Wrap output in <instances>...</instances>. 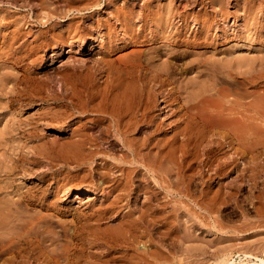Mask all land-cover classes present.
I'll return each mask as SVG.
<instances>
[{"label":"bare ground","instance_id":"bare-ground-1","mask_svg":"<svg viewBox=\"0 0 264 264\" xmlns=\"http://www.w3.org/2000/svg\"><path fill=\"white\" fill-rule=\"evenodd\" d=\"M113 1H115V0H108V1H105V3H104L105 5L110 6V7L113 6L112 7L113 11L111 12V15H110L111 17L107 16L109 18H107L105 20L103 19L104 21L97 20V22L94 21V23H92V24L90 23V28H88L86 30V31H90L91 28L97 29L100 27H104V29L107 28V33L106 34L104 33L105 36H104V40L102 42L103 43V47H102L103 51H101V52L105 51L104 52L105 54L103 56L101 55L102 58H100V60H98L96 62V64H97L96 69L94 68L95 72H96V70L98 71V74L102 73V74H100V77H102L103 73H104L105 79H103L104 77L101 78L102 80H104L102 83L103 85H99V86L95 85L96 88L95 87L92 88L93 91L91 89H90L91 91L89 89H88L89 91L86 90V87L84 85V87H85L84 89L86 92L82 89L80 91L81 92L84 91L85 95L84 94L82 95V93L81 94L80 93H75V94L73 93V98H74V95L76 97H75V99H71L72 98L71 97L70 100H72V102L70 101V103H73V100H75V103H73V105L72 104L71 105L73 106V109L76 110V112L80 114L81 120L79 119V121H78L79 123L75 127L71 125L72 122L70 123L69 126H67L69 123L67 125L65 124L67 128L64 127V129L63 128L60 129V132L62 133V132L68 131V132H71V133H69L71 135V137L72 136L78 137V139L74 143H72L73 144L72 146L69 143L70 146L72 147V149H71L72 153L69 154L68 156H67V154H64L65 157L66 156L67 157L65 159L62 157V159L66 160L68 162H71V163H75L76 165L74 168H77L79 165H83V166L85 164L89 165L90 163L96 162L97 159L100 160L101 161L100 167L94 168V170L96 169L95 171L97 174H99V178L101 180V182H100V180L97 181V184H100V185L103 184L106 187V189L103 188L104 191L106 190L105 193L103 192L104 193L103 198H104V203L107 202V204H106L105 208L103 205L102 206H103L104 210H106V211L113 212L115 210V208H122V212H124V209L126 211V209L128 208V206L130 204L129 201H130L131 194L136 192V191L137 192L142 191V193L143 192L149 193V192H153V191L158 192V190H163L164 192L162 191L161 193L166 192L168 194V196L172 195V194L177 195L178 192H181L180 191L181 189H179L181 186L178 187V185H179V183H181V185H182L187 179L192 177V175H193L192 173H195V172H191L192 167L194 166L193 162H195L193 160H195V158L197 157L196 154L200 150V149L198 150V148L200 146H202L203 144H205V142H206V144H207V142L211 144V142H213L217 138L216 143H217V147H219V148H221L223 146L226 148L227 147L229 148V147H232L234 145H237L235 147V154H236V156L240 155V157H241V154H240L242 152L241 147H240L241 140H240V137L236 134L237 132L233 131V133H232V132H228L227 130H225V131H223V130L225 128H231L234 130V128L232 126L240 129L244 125V123H243L244 121L252 119V118L245 113V110L243 108L238 107V106L234 107L231 103H229V100H225V99L223 100L222 95H221L222 88L221 89L217 88L219 85H221V86L224 85V86H231L229 88H232L233 90L241 91L242 85H244L245 83H248V80H246V78L243 76V73H244L243 72V65L245 63H244V59L240 55H238V57H233L234 54H231L232 52L231 53L228 52L229 54L232 55V57H230V55H229L230 58H227V57H225V58L220 57L219 58L218 57L219 55L218 56L216 55L217 53H219V52H217L219 49L218 46L220 44H222L221 43L222 39L224 38L227 42V40L229 38L228 36H224L225 34L222 33L223 27L220 24V19H218V18L226 19V18H228L229 14H230V12L228 13V10L226 11V7L224 6L225 2H223V0H208V1L206 0V3L208 2L207 6L209 8L211 7V10L207 11V9L204 10L205 8L202 7V9L198 10L197 13L195 11L196 14L193 13V11H194L193 9H195L194 5L196 3L198 4L199 0H195V1L191 0V1H193V3H191V4H193L192 6L186 0L185 1L187 2L186 3L187 5L183 4V1L181 0L182 5H185V6H183V8L181 7V9H180L179 4L177 5V4L173 3V1H170V0L168 2H165V3L156 2V0H145L142 3H140V5H138L135 2L129 4V2L127 0H125L124 3L119 5V6H115L116 4H113ZM185 1H184V3H185ZM250 1L253 3V5L255 4V2H253L252 0H250ZM62 2H63V4L60 3V5L62 4V7L59 6L58 8H55L56 6H58V5H56L54 8H52L54 5L51 6L50 3H47L44 0H40V1L38 0L37 1V3H38L37 6H39V8L42 9L41 11L43 13L46 11L45 12V14H46L47 11H49L47 13V17L49 15V18H46V19H50L51 16H54L55 19H57V20L58 19L61 20L63 18L65 19V18L69 17L68 19L71 20L70 21L71 23H70V25L68 23V26L65 29H62V30H64V32L58 31L59 33H54L51 29V31L54 33L52 35L50 34L51 36H47L48 32L46 33V32L40 31L41 36L39 35L37 38H35V36H34V40H32V43H29V47L23 49V50L27 49L26 53L23 51L25 54L28 53L27 56H29V54L32 55L33 52L34 53L39 52V51L35 52L39 48L44 49L45 47H48V46L51 47V44H53V43L57 44L58 47L65 45L68 40L70 41V39H73L77 35L81 34L82 31L85 32V30L81 31V28L84 27L81 25V23H83V21L81 22V20H84V19H82V18H84L82 15L85 12L88 13L89 10L91 11V9H94V8H99V9L104 8L101 6V0H62ZM202 2L203 1H201L200 3H202ZM203 3H205V2H203ZM248 3H246V4H248ZM33 7H35V6H33ZM242 7H243L242 8L243 17H246L247 15L251 14L252 8H253L252 6H250V5L244 6L243 5ZM240 9H241V7H240ZM109 10H110V8H109ZM259 11H260V14L258 12L259 16L257 15L258 18L256 20H254V23L251 24V27H249L250 25L248 26L247 23H246L247 27L244 24L245 27H243V32H245L244 31V29H245L246 30L245 34L239 30V32L235 35V37L237 36L236 38L239 40H242V39L244 40L245 37L247 39L249 38V41L250 40H254V41L257 40V50L260 49L258 46L264 40V7L259 8ZM232 13H234V12H232ZM256 13H257V11H256ZM45 14L43 16L44 19L46 16ZM235 14H236V10H235ZM235 14H234V18L238 19L239 15L237 14L238 15L237 16ZM242 15L240 17H242ZM90 16H92V14ZM94 17H93V19H94ZM200 17H201V20L198 19ZM232 18H233V16H232ZM255 18H256V15H255ZM46 19L44 21H46ZM90 19H92V17ZM112 19H114V21L117 22L119 27L115 26ZM246 20H247V17H246ZM13 21H14V19H13ZM16 21L17 20H15V22ZM252 21H253V18H252ZM15 22H12V23H15ZM43 22L40 21V23H43ZM249 22H250V20H249ZM16 23H18V22H16ZM95 23H96V25H95ZM248 24H250V23H248ZM16 25H18V24H15V26ZM83 25H85V24H83ZM56 26H58V24H56ZM4 27H6V26H4ZM21 27L22 26H20V29H21ZM49 28H50V24H49ZM18 29H19V27H18ZM46 29H47V27H46ZM217 29H218V31H217ZM27 30H29V29H27ZM58 30H60V29H58ZM29 31H31V29ZM215 31H217L216 34L214 33ZM91 32H93V30ZM91 32H90V35H91ZM34 33L32 35L36 34V33L35 34ZM65 33H66V35H65ZM219 33H222V36ZM12 34L11 35L16 40L20 37L19 35H21V32L16 31L15 33L12 32ZM38 34H39V32H38ZM86 34H87V36L89 35L88 33H86ZM86 34L85 35L83 34V36H86ZM27 35H31V34H29L27 31ZM7 36H9V35H7ZM23 37H25V36H23ZM79 37H81V35ZM90 37H92V36H90ZM13 38H11V39H13ZM29 38H31V36ZM40 38L42 39L41 42L38 41ZM25 39H26V37H25ZM25 39H23V40H25ZM31 39H33V37ZM82 39L83 40H81V41H83V42H81V44H84L85 40H84V38H82ZM18 42H19V40H18ZM244 42H245V40H244ZM25 43H26V41H25ZM102 43H100V44L102 45ZM20 44H21V42H19V45ZM247 44H249V43H247ZM26 45H28V44H26ZM26 45H24V46H26ZM52 46H54V45H52ZM242 46H244V45H242ZM248 46H250V44ZM252 47H251V49H252ZM129 48L132 49L129 54L123 56V53H122L123 57H121V58H113L112 57V55L114 53L124 51V50L129 49ZM45 49L47 50L48 48H45ZM236 49H238V48H236ZM236 49H235V51H236ZM254 49H256V48L254 47L253 50ZM232 50L234 52V49H231L229 51H232ZM261 51H260V53H261ZM18 52L22 53L21 51H18ZM15 53L17 54V51H15ZM223 53H220V55ZM18 54H17V56H18ZM224 54L222 56H224ZM38 55L41 56L40 53ZM116 55H118V54H116ZM259 56H260V54H259ZM22 57L24 58L25 56H21V58ZM35 57L37 58V56H35ZM43 57L44 56H42V58ZM36 58L35 59L32 58L33 61L36 60ZM26 59H28V57L27 58L25 57V59H23V60H26ZM41 59L40 60L38 59V60L42 61ZM258 59H259V57H258ZM258 59H257V61H258ZM247 61H248V59H247ZM259 61H260L259 65L262 67H260L261 69L259 70V72H257V89L264 88V84L261 85L264 82V71H263L264 70V59L263 60L259 59ZM16 62H18V61H16ZM31 62H32V60H31ZM74 65H75V63H74ZM87 65H88V67L87 66L84 67L85 65L83 66L84 69L85 68H91V67H89V64H87ZM77 66L76 67L74 66L75 67L74 70L76 68H78ZM68 69H70V68H67V70ZM71 70H73V68ZM74 72H76V71H74ZM83 72H85V70ZM90 72L92 73L93 70L92 71L90 70ZM81 74H83V73H81ZM90 74H88V75L85 74L86 76H88V81H90L89 80L91 77V76L89 77ZM93 76H92V78H94ZM2 77H1V79H2ZM82 77L80 79L81 81L85 76L83 78ZM83 80H85V78ZM102 80H101V82H102ZM92 81H94V79L91 80V82ZM79 83L83 84L81 82H79ZM72 84H74V82ZM70 86H69V88L71 89L72 85H70ZM78 86H80V85H78ZM92 86L93 85H91L90 87H92ZM24 87H27V85ZM73 87H74V85H73ZM80 88L78 87V89H80ZM25 90H26V88H25ZM21 92H22V90H21ZM35 92H36V90H35ZM72 92H71V96H72ZM74 92H75V89H74ZM22 93L25 94V92H22ZM37 93H39V90ZM37 93H34V91H33V94L36 95ZM19 94H20V91H19ZM29 94H27V96H29ZM33 94H31V96H29V97H32ZM40 95H42V99H43V94H40ZM67 96L70 97V95H67ZM236 96L242 97V93L237 92ZM21 97H23V96H21ZM21 97H19V99ZM35 97H37V96H35ZM38 97L41 98V96H38ZM15 98H17V97L15 96ZM15 98H13V99H15ZM23 98L25 100L28 97L25 98V96H24ZM44 98L47 100V97H44ZM30 99L28 98V100H30ZM66 100H69V99L66 98ZM56 101H57V99H56ZM7 102H8V100H7ZM65 103H66V101H65ZM68 104H69V102H68ZM68 104H67V106H68ZM161 105H162V107H161ZM70 107L71 106L69 105L68 109L71 110ZM197 108H200V110H197ZM68 109H65V112ZM70 112L72 113V110ZM67 113H69V112H67ZM71 113H70V115H73ZM56 114H58V112ZM61 114H63V113H61ZM163 114L166 116H169V119L172 118L173 120L170 119L172 121L168 122L169 119L166 120L167 117L165 119H164L165 116L161 117V115H163ZM70 115L66 114L65 116H67L66 118L68 119V118H70ZM76 115L77 114H75L73 116H76ZM57 116L52 117V119L56 118ZM87 117H89V118H87ZM60 119H62V117ZM82 119H85V121ZM87 119H89V120H87ZM43 120H44V118H43ZM64 120H65V118H64ZM64 120L62 119L61 122L59 121V123H62V121H64ZM77 120H78V118H77ZM55 121L56 120H53V122H55ZM75 121H76V119H75ZM50 122H52V121H50ZM37 123L39 124V122H37ZM76 123H77V121H76ZM87 123L89 124V127H87L88 126ZM229 123H232L233 125L230 126ZM57 124H58V120H57ZM63 125H64V123H63ZM263 126H264V108H262V106L261 107L258 106V104H257V161L261 160V162L260 161L259 162L260 163L263 162L262 164H264V128H263ZM4 129H5V127H4ZM88 129H91V132H92V129H94V130L96 129L99 132L100 138H99V136H97V137L99 139H102L103 142L105 144H107L108 146L107 147L102 146V148H101V143L97 142V137L93 138V136L91 134H90L91 135V137H90V135L88 134L89 133ZM87 130H88V132H87ZM24 131H25V129H24ZM33 131L35 133L36 130L33 129ZM93 132H92V134H93ZM31 133H33V132H31ZM3 134H1V138L3 141H0L4 145L3 154L0 153L2 156V159H3V160L0 159V264H33L34 261L37 260V258L40 256L41 252L46 249V247H45V249H43V247L39 246L38 244L36 246L33 243V242H35L34 240H37L39 238L38 237L36 239V237H35L34 240L32 241V238L34 237L33 234H38L41 231L42 225H44L48 221L45 222L46 219L42 221V219L41 218L38 219V217L36 219L35 217L37 214L36 215L32 214L35 216V217L33 216L35 221H29L31 216L28 217V215H26V212H27L28 208H30V207H28V208H26V207L32 205L36 200H38V202L42 201V203H41L42 206H45L46 203L44 201L45 200L44 197H45L46 193L44 192L45 194L43 195V193H42L43 191H42L41 192L42 194H40V197L36 198V196L39 193L36 194V196H33V194H31V193H24L23 190L21 192V189H23V187L21 188L19 186L18 182L19 181L21 182V177L23 178V175L27 172H24L23 175L21 173V176L18 177L20 175V172L16 170L15 166L17 164H20L19 162L21 160L20 158H22L21 157L22 153L19 152V154L17 153L16 156H13V155L5 156L6 152H7L6 146L9 147L8 144H10V143L8 141L9 139L5 137L8 134H6V133H5L6 135H3ZM93 135H96V133H94ZM40 136H42V135H40ZM213 136H215V137L217 136V137L213 139ZM208 137L210 139L212 137V140H208ZM10 138H12V137H10ZM210 144L208 145V147L205 145L207 148L203 149L204 155L206 156L205 159L207 160L206 161L207 165L209 163H210L209 165H211V164H213V162L217 161V171L218 172L219 171L223 172V170L225 171V169H223L224 165H225L224 161L221 162L220 160H218L220 157H218V159H217V157L215 158V155L213 154L214 150L211 147L213 144L212 145H210ZM12 145H14V144H12ZM103 147L106 149H104ZM216 148H214V149L216 150ZM15 149H16V147L11 146L10 151L9 150L8 151L11 154L12 153L11 150L13 151ZM201 155H203V154H201ZM205 156H203V157H205ZM227 156H229V155H227ZM226 157H225V159H226ZM58 158H59V156H58ZM62 159H61V161H63ZM237 159L239 160V158H237ZM202 160H203V158H202ZM202 160H199V162L200 161L202 162ZM233 160L236 161V158L233 157ZM225 161H227V160H225ZM8 163H11L12 165L8 164ZM196 163H197V161H196ZM22 164H20V165H22ZM68 165H69V163H68ZM94 165H95V163H94ZM96 165L98 166V163ZM96 165H95V167H96ZM226 165H227V163H226ZM229 165H231V164H229ZM260 165H258V167ZM17 167H19V165ZM86 167H87V165L85 167H83L82 169H84ZM225 167H227V166H225ZM235 167H236V165H235ZM238 167H240V166H238ZM262 167L264 168V166H262ZM87 168L89 170L91 169V171L88 170L89 173L93 172L92 171L93 168H91V167H87ZM87 168L84 170L87 171ZM259 168H257V182H258V180L261 181V179L264 178V169H262V168L259 169ZM236 169L238 170L237 167H236ZM15 170L17 171L18 174L15 173ZM18 170H19V168H18ZM25 170H26V168H25ZM74 170H77V169H74ZM79 170L80 169H78V171ZM194 170H197V169H194ZM22 171H23V169H22ZM215 171H214V173H215ZM30 172H32V171H30ZM236 173H238V171ZM239 173L242 174V172H240V171H239ZM259 173H261L263 175L262 178H261V175ZM30 174H32V173H30ZM86 174H88V173H86ZM258 174L260 175L259 178H261V179H258ZM14 175H17L19 181H18V179H15L16 176H14ZM165 176H166V178L167 177L169 178L168 179L169 182H167L168 184L166 183L167 185L164 186ZM240 176H239V174L237 175V181H238ZM242 176H243V174H242ZM43 177H44V175H43ZM37 178H38V176H37ZM207 178L209 179L210 177L208 176ZM234 179H236V178L234 177ZM152 180H153V183H152ZM192 180H190V181H192ZM150 181H151V183H150ZM166 181H167V179H166ZM262 181H263V179H262ZM136 182H138L137 185H135ZM187 182H189V181H187ZM187 182H185L184 186L187 185L186 184ZM233 182H234V180H233ZM263 182L261 184H264ZM235 183H237V182L235 181ZM150 184H155V186L157 184L158 188L156 187L155 189H153L154 187H152V186H154V185L149 186ZM205 184H207V183H205ZM238 184H239V182H238ZM190 185H191V183H190ZM94 186H96V185H94ZM208 186L209 185H207V188H208ZM234 186L235 185H233L231 187H234ZM237 186H239V185H237ZM97 187L100 188V186H97ZM101 187H103V186H101ZM227 187L228 186H226L225 188H227ZM229 187H230V185H229ZM216 188L218 189V187H216ZM219 188H220V186H219ZM236 188L238 189V187H236ZM236 188H231V189L232 190L234 189V192H235L237 190ZM257 188H258V186H257ZM29 189H28V191H29ZM94 189H96V188L94 187ZM202 189H203V186H202ZM204 189H206V188H204ZM223 189L224 188H222V190ZM231 189L230 190L228 189V190L231 191ZM30 190H32V189H30ZM200 190H201V188H200ZM220 190L215 191L216 195L214 197H216L217 193H219V192L221 195H222V193L225 195L227 193H229L228 191H227V193H225L226 189H224L225 192L224 191L222 192V190L221 191ZM28 191H26V192H28ZM32 191H30V192H32ZM184 191H186V190H184ZM206 191H207V189L204 191H200V192H202V194H203V192L205 193ZM261 191H262V189H261ZM208 192H206V193H208ZM212 192H214V191H212ZM34 193H35V191H34ZM79 193L81 194V191ZM186 193H184V194L186 195ZM231 193H233V192H231ZM260 193L262 194L263 192H260ZM136 194H138V193H136ZM144 194H146V193H144ZM148 195H150V194H148ZM151 195H152V193H151ZM151 195H150V198H151ZM166 195H165V200L167 197ZM182 195H183V193H182ZM56 196L57 195H55V197ZM145 196L146 195H144V197ZM154 196L156 197V195H154ZM187 196L188 195H186V197ZM110 197L113 198V201L111 200V202H109ZM199 197H200V195H199ZM56 198H58V197H56ZM147 198H149V197H147ZM163 198H164V196H163ZM167 198H169V197H167ZM201 198H202V196H201ZM206 198H208V197H206ZM144 199H146V198H144ZM157 199H160V198H157ZM169 199H168V201H169ZM197 199H196V201H197ZM259 199H261V198L259 197ZM47 200H48V198H47ZM148 200H147V202H148ZM162 200L164 203L166 202V201H164V199H162ZM206 200H207L206 201V203H207L208 199H206ZM145 201L146 200H144V202ZM159 201L157 200L156 203H158ZM171 201L173 203V199ZM178 201H180V199ZM149 202L151 203L152 201L149 200ZM177 202H174V204ZM181 202H183V201L181 200ZM181 202H180V206L182 207L183 204H181ZM203 202H205V201H203ZM148 203H146L145 205L141 203L142 205L140 207L143 206L142 210L146 211L150 214L149 211L152 212V210H150L151 204L149 203L150 204L149 205ZM156 203H155V205H156ZM161 203H162V201H161ZM257 203H258V201H257ZM41 204H39V205H41ZM47 204H49V203H47ZM174 204H173V206L177 205V204H175V205ZM187 204H189V203H187ZM202 204H205V203H202ZM152 205H154L153 202H152ZM159 205H162V204H159ZM262 205L260 207L264 208V206H262ZM49 206L51 207V205H49ZM53 206H54V204H53ZM57 206H59V205H57ZM102 206H100V207H102ZM132 206H133V204L129 207L132 208ZM138 206L136 207L135 210H137ZM257 206H259V205H257ZM88 207H89V210H91L90 208H92L93 206L90 203L88 205ZM100 207H98V208H100ZM185 207H186L185 209L188 210V208H187L188 206H185ZM38 208H40V207H38ZM153 208H154V206H153ZM163 208L164 207H162V209ZM167 208H166L167 210H170V209L172 210L173 207L172 208L167 207ZM40 209H42V208H40ZM52 209H53V207H52ZM54 209H55V206H54ZM133 209H134V207H133ZM155 209H156V206H155ZM159 209H161V208H159ZM181 209H183V208H181ZM209 209H211V208L209 207ZM35 210L37 211V209H35ZM98 210H100V209H98ZM98 210H96V213H98ZM132 210H131V212H132ZM135 210H133V211H135ZM147 210H149V211H147ZM56 211H57V213H60L61 210L58 207V209L56 208ZM93 211H94V209H93ZM159 211H160V216L163 212L162 217L164 220V217L166 216V215H164V214H166V213H164L165 209H164V211H162V210H159ZM28 212H29V210H28ZM99 212L101 213V211H99ZM174 212H175V210H174ZM182 212H183V210H181V213ZM258 212L260 215V210ZM54 213H56V212H54ZM104 213H106V212L104 211ZM127 213L128 212H126L124 215L121 214L123 216L120 219L119 223L117 222L118 223L117 229L119 228V230L121 231V234H120L119 230L116 231V229L112 230L111 228H109V224L104 225V222H105L104 220H102V221L100 220V222L95 221L97 223L96 225L103 222L102 226L99 224L100 229H101V227L108 225L107 229L109 228V230H108V232H104L103 231V230H105L104 229L105 227H104V228H102L103 229L102 232H100L101 230L93 229L96 227V225H94L95 227L93 226V228H92L93 232L92 233H94V234L93 235L91 234L92 235L91 237L94 239V240L92 239L93 244L95 243L97 248L99 247V249L96 250L98 253H94V252L90 253L89 251H92L93 248H91V250L89 249V251L87 250L89 252V255L87 253L86 254L84 253L85 256L88 255L87 257L90 259L93 258V260H90V262H89V259H84L85 260L84 262H86V263L82 262L83 264H115L116 262H118V263L121 262L119 264H134L136 262L135 264H137V259L135 258L134 253L131 254L128 251V250H131L130 248L132 247V243H131L132 241H130V244H129L128 237H129V240L134 239L133 241L138 240V242H140L139 241L140 238L137 239V237H141L140 234L142 232L144 233L145 231L141 230L140 234L138 232H136L135 230H136V228H138V226H139L138 225L135 227V230H134L136 234L133 233L132 230L134 228V222H133L132 217L135 214L133 213L134 215L131 214L132 217H131V215L129 217V215H127ZM139 213H140V209H139L138 214ZM157 213H156V215H155V212L153 214L155 216H157ZM256 213H257V211H256ZM263 213H264V211H263ZM113 214H114V212H113ZM113 214H111V216H113ZM120 214H119V216H120ZM149 214L147 215L148 217H149ZM153 214H151V215H153ZM167 214H168V212H167ZM170 214L173 215V213H170ZM187 214H189V213H187ZM194 214L192 213V214H190V216L189 215L188 216L191 218V215H192V218L194 220V217H195V216H193ZM73 215H75V212ZM79 215H80V213H79ZM79 215L77 214V216H79ZM89 215H92V214H89ZM96 215H99V213ZM180 215L182 216L183 213ZM184 215L187 216L186 214H184ZM197 215L199 216L200 214H197ZM87 216L88 215H86V217ZM100 216H101V214L98 217H100ZM104 216L106 217L107 214L106 215L104 214L102 217H104ZM116 216H117V214H116ZM169 216H166V219H168L167 217H169ZM171 216H170V218L172 219L173 216L172 217ZM262 216H264V214ZM105 217H104V219H105ZM135 217H137V219H138V216H135ZM148 217H147V219H148ZM152 217H154V216H152ZM184 217H181V218H183L184 220L188 219L186 217H185L186 218L185 219ZM208 217L209 216H207V218ZM77 218H81V217H77ZM77 218H76V220H77ZM108 218H110V216ZM143 218H145V217H143ZM143 218H142V220H143ZM157 218H159V217L157 216ZM177 218L173 217V220L176 221ZM181 218L179 216V218H178L179 220H177L176 222L180 221ZM31 219H33V218H31ZM86 219H90V216H88V218H85V221H86ZM115 219H116V217H115ZM154 219L157 220L156 218H154ZM183 219L180 221V223L184 222ZM82 220L84 222V219H82ZM94 220H96V217ZM135 221H137V220L135 219ZM149 221H150V219H149ZM263 221H264V219H263ZM83 222H81V224H83ZM140 222H137V224ZM161 222H163V221H161ZM170 222H172V221H170ZM87 223H89V221ZM141 223L143 224L144 221ZM164 223H165V221H164ZM167 223H165V224H167ZM187 223H188V221H187ZM91 224L92 223H89V225H91ZM144 224H146V223H144ZM148 224H146L147 227L149 226ZM199 224L203 225V224H201V222ZM204 224H205V222H204ZM30 225H33V227H31L33 230L32 232L31 231L29 232ZM89 225H86V226H89ZM117 225H114V226L116 227ZM150 225H151V223H150ZM170 225H171V223H170ZM110 227H111V225H110ZM141 227H142V225H141ZM147 227L143 226V228H147ZM177 227L180 228V226H177ZM188 227H190V226H188ZM259 227H262V226L259 225ZM81 228H83V227H81ZM84 228H86V227H84ZM139 228H140V226H139ZM167 228H169V227H167ZM86 229H84L82 232H84ZM163 229H165V228H163ZM175 229H177V228L174 227V230ZM94 230H96V231L94 232ZM139 230L140 229H138V231ZM145 230H147V229H145ZM155 230H154V232H155ZM148 231H150V230H148ZM161 231L159 230L158 232L163 234V232H161ZM177 231L179 232V230H177ZM172 232H174V231H172ZM175 232H176V230H175ZM175 232H174V234H176ZM178 232H177V234H178ZM90 233H89V236H90ZM151 233H153V232H151ZM42 234L43 233H41V235ZM122 234L126 235V236L128 235V237L122 238V240H120L121 239L120 237H126V236H121ZM75 235H76V233H75ZM83 235H84V233L82 234V238H84ZM87 235L88 234H85V236H87ZM145 235H147V234H145ZM89 236H87L88 240L82 239L81 241L85 240V241L89 242L90 241ZM165 236H167V235H165ZM158 237L159 236H156L157 239H158ZM171 237H173V236H171ZM147 238H148V236H147ZM162 238H163V236H161V238H159V240L161 239L162 241H165ZM40 239H41V237H40ZM40 239H39V242H40ZM41 240L43 243L42 242H40V243H42L43 246H46V245L48 246L49 243L46 242V241H49V237H47V233H46V236L42 235ZM145 240L147 242L148 239H145ZM151 240H153V239H151ZM169 240L173 241V239H169ZM50 241H51V239H50ZM136 241H135V243H136ZM172 241L170 243H172ZM177 241H179V239ZM141 242H145V241H141ZM148 242L150 245V243L152 241L150 242L148 240ZM148 242L145 245H147ZM82 243H85V242L83 241ZM152 243L154 244V242H152ZM159 243H161V242H159ZM180 243H181V241H180ZM87 244H89V243H87ZM133 244H134V242H133ZM84 245H86V244H84ZM90 245L91 244H89V246H86V247L87 248L91 247L92 245L91 246ZM139 245H143V244H139ZM170 245H171L170 247H173V248L176 247V244H175V246L172 244H170ZM133 246H135V245H133ZM156 246L158 247V244ZM156 246L153 247L150 245V247H153V248H155ZM189 246L192 247L193 244L186 245V250H187V247H189ZM199 246L200 245H198V249H199ZM76 247H78V251H80L79 245H77ZM80 247H81V244H80ZM195 247H196V245L193 246V249ZM201 247L203 249H200V251L203 250V252H204V250L206 248L204 247V245L200 246V248ZM50 248H51V246H50ZM135 248H132V250ZM142 248L143 247H141V249ZM149 248H148V250H149ZM158 248H160V246ZM155 249H157V248H155ZM75 250H74V252H75ZM82 250H84V248ZM99 250H102V251H99ZM145 250L146 249L144 248L143 251H145ZM160 250H162V249H160ZM173 250H175V248ZM190 250H192V249H190ZM10 251L12 252V255H10L11 257L8 256L7 258H5V257L3 258L4 254H6V252H10ZM159 251L156 252V259L157 260H159L161 258V253ZM117 252L119 253V255H116V254H118ZM145 252H143V253H145ZM136 253H139V252H136ZM84 254H83V256H84ZM147 254L149 255V251ZM163 254H165V252ZM208 255H209V253H208ZM76 256L78 258L81 257V256H78L77 254H76ZM77 257H75V258H77ZM2 258L4 260H1ZM75 258L72 262L77 261ZM148 258H149V256H148ZM166 258H167V256H166ZM138 260H140V257ZM148 260H151V259H148ZM157 260H156L155 264H157ZM79 261H81V260H79ZM79 261H77V263ZM153 261H154V259H153ZM160 262H162V260H160ZM163 262H165V260H163ZM82 263L80 262L79 264H82ZM144 263H145V261H144ZM74 264H76V263H74ZM161 264H164V263H161ZM228 264H232V263L229 262ZM263 264H264V262H263Z\"/></svg>","mask_w":264,"mask_h":264},{"label":"rangeland","instance_id":"rangeland-1","mask_svg":"<svg viewBox=\"0 0 264 264\" xmlns=\"http://www.w3.org/2000/svg\"><path fill=\"white\" fill-rule=\"evenodd\" d=\"M37 1L38 0H0V71H1L0 72V74H1L0 75V141H3L1 138V134H3L6 131L5 133L8 135L5 137L9 139L8 141L10 144H8L9 147L6 146L7 152H6L5 156H8V155L16 156L17 153L18 154H19V152L22 153V156H21L22 158H20L21 160L19 163L20 164L23 163V164L22 165L17 164L15 166L16 170L20 172V175L18 177L21 176V173H22V175L24 174V172H27V173L29 172V173L28 174L25 173L23 175V178L21 177V182L19 181L17 175H14V176H16L15 179H18V181H19L18 182L19 186L21 188L23 187V189H21V192L23 190L24 193H31V194H33V196H36V194L39 193L37 195L38 197L36 196V198H39L40 194L43 193V195H44L46 193L45 197H44L45 200L43 199L46 203L45 206H42V204H41L42 201L38 202V200H36L32 205L26 207V208L30 207V208H28L29 212L26 209L27 210L26 215H28V217L31 216L29 221H35L34 215H36V214H37L35 217L36 219L38 217V219L41 218L42 221L45 219H46L45 222L48 221L47 223L42 225L41 231L38 234H33L34 237L32 236L33 237L32 241L34 240L35 237H36V239L39 237L37 240H34L35 242H33L36 246L38 244L39 246L43 247V249H45V247L47 249V250L45 249L41 252L40 256L37 258V260L34 261L33 264H74V263L79 264L80 262L86 263V262H84L85 261L84 259H89V262H90V260H93V258L90 259L87 257L89 255V252L90 253H92V252L98 253L96 250L99 249V247L97 248L95 243L93 244V241H92L93 238L91 236L94 233H92L93 232L92 230L96 229V230H101L100 232H102V230H103L102 228H104V227H105L104 228L105 230H103L104 232H108L109 228H111L112 230L116 229V231L119 230V228L117 229V227H118L117 224L119 223L120 219L122 218V216L126 212H128L127 215H129V217L131 214H133V213L135 214V215L133 214L134 215L133 217L131 215V217L133 218V222H134V228L132 230L133 233H135V231H136L140 234L141 230L145 231L144 233L142 232L140 234L141 237H137V239L140 238V240H139L140 242H138V240L137 241L135 240L137 244L135 243V241H133L134 239L129 240L128 235L127 236L123 235L124 233L121 236H126V237H120L121 238L120 240H122V238L128 237L129 244H130V241H132L131 242L132 247L130 248L131 250H128V251L131 254L134 253L135 258L137 259V264H141V263L143 264L144 261H145L144 264H146V263L147 264H150V263L155 264L156 260H157L156 259V252L159 251L160 249H162L159 251L161 253V258L159 260H157V264L158 263L159 264H161V263H164V264H225L226 263V264H228L229 262H231L232 264H263V262H264V221H263L264 216H262V215L264 214L263 213L264 208L260 207V206L262 204H263L262 206H264V190H263L264 184H261L264 181V178H262L263 175L261 173H259L261 175V178L263 179V181L261 178H259L260 175L258 174V179H261L262 182L260 180H258V182H257V168H259L261 165L264 166V164H262L263 162L260 163L261 160H259V159L258 160L260 162L257 161V104H258V106H260V107L262 106V108H264V88L257 89V72H259V70L261 69L260 67H262L259 65V62H260L259 59H262V60L264 59V57H263L264 56V40L261 44H259L258 47L260 49H258L259 50L258 51L257 50V40L256 41H254V40L249 41V38L247 39L245 37V39H244L245 42H244L243 39H242L243 41L237 39L236 38L237 36L235 37V35L239 32V30L243 32V27L246 26V23L248 26L250 25L249 27H251V24L254 23V20H256L260 14L259 8L264 7V0H252L253 2H255L254 5L250 0H247V1L246 0H223V2H225L224 6L226 7V11L228 10V13L230 12V14H229L228 18H226V19L218 18V19H220V24L223 27L222 33L225 34L224 36H228L229 38H228L227 42L224 38L222 39V42H221L222 44H220L218 46L219 49L217 52H219V53H217L216 55L217 56L219 55L218 56L219 58L220 57L230 58V57H232L231 54H234L233 57H238V55H240L244 59V63H245L243 65V72H244L243 76L246 78V80H248V83H245L244 85H242L241 91H236V90H233L232 88H229L231 86L219 85L217 87L218 89L222 88L221 95H222L223 100L224 99L229 100V103H231L234 107L238 106V107L243 108L245 110V113L252 118V119L244 121L243 122L244 125L240 129L235 128L234 126H232L233 125L232 123H229V125L232 126L234 128V130L231 128H225L223 130V131L227 130L228 132H232V133H233V131L237 132L236 134L240 137V140H241V145H240L241 151H242L240 153L241 157H240V155L236 156V154H235V147L237 145H234V146L229 147V148L227 147L228 149L224 146L219 148V147H217V143H216V140H217L216 137L217 136L216 137L213 136V139L216 138L213 141L214 143L211 142V144H210L207 142V144H206V142H205V144H203L202 146H200L198 148V150L199 149L200 150L196 154L197 157L195 158V160H193L195 162H193L194 166L192 167V171H191V172H195V173L197 172V173L196 174L192 173L193 174L192 177L189 178L190 180L193 179L192 181H190L189 179H187L185 181V182L189 181L186 183L187 185L184 186L185 182L182 185H181V183H179L178 187H180V186L182 187V188L181 187L179 188V189H181L180 190L181 192H178L177 195L172 194V195L168 196V194L166 192L165 193L167 195L165 193H161L163 190H158V192L160 191L159 193L154 192V191L149 192V193L148 192L142 193V191H139V192L136 191V192L131 194V196L133 195L132 196L133 198L130 196L129 206H131L133 204L132 208L128 206L126 211L124 209L125 213L122 212V208H115V210L113 211L114 214H113V212L104 210V208L107 204V202L104 203V198H103L104 193L106 191V190L104 191V189H106V187L103 184H101V185L97 184V181H99L100 178H99V174L96 173V171H95L96 169L94 170V168H97V167L99 168L101 161L97 159L96 162L90 163L89 164L90 166L88 164H85L84 166L79 165L78 166L79 168L78 167L74 168L76 165L75 163H71V162H68L66 160H63L62 157L65 159L69 154L72 153L71 152L72 151L71 146L73 145L72 143H74L78 139V137H76V136L71 137V135L69 134L71 132H68V131H67L68 133L67 132H62V133L60 132V129H62V128L64 129V127H66V125L68 123L69 124L67 126H69L70 123L72 122L73 124L71 123V125L74 127L77 126L79 123L78 121L80 119V114L77 113L76 110H74L73 106H72L73 103H75V100H73V103H70V101L72 102V100H70V98L72 97L71 99H75V97H76L74 95V98H73V93L74 94L75 93H80V94L82 93V95L83 94L85 95V92H86L84 89L85 87H86V90H88V89L92 90V88H94V87L96 88L95 85H97V86L103 85L102 83L104 80H102L101 78L104 77L103 79H105L104 73H103V76L101 75L102 77H100V74H102V73L98 74V71L96 70V72H95V69L97 66L96 62L98 60H100V58H102L101 55L103 56L105 54L104 53L105 51L104 52H101V51H103V49H102L103 43L102 42L104 40L105 34L107 33V28L104 29V27H100V28H97L98 30L96 28H95L96 30L94 28L93 29L91 28L90 31H86V30L88 28H90V23L92 24V23H94V21L97 22V20L104 21L105 19L111 17L110 15H111V12L113 11L112 10L113 6L110 7V6H107L104 4L105 1H108V0H101V6L104 7L103 9L94 8V9H91V11L89 10L88 13L85 12L82 15L84 17L82 19H84V20H81V22L83 21V23H81V25L84 27L81 28V31L85 30V32L82 31L81 34L76 36L77 38L74 37L73 39H70V41L68 40L67 43L63 46L58 47L57 44L53 43V44H51V47L50 46L45 47V48H48L47 50L45 48L44 49L39 48L38 50L35 51V52H37V51H39V52H37V53L33 52L34 55L29 54V56H27L28 53L25 54L27 49L26 50H23V49L29 47V43H32V40H34V36H35V38H37L39 35L41 36L40 31L41 32L43 31L46 33L48 32L49 35L47 34V36H51L54 33H59L58 31L64 32V30H62V29H65L68 26V23H69V25L71 23L70 22L71 20L68 19L69 17L65 18L66 20L64 18L61 20L58 19L59 21L57 19H55L54 16H51L50 19H46V18H49V15L47 17V13L49 11H47L46 14H45L46 11L43 13L41 11L42 9H40L39 6H37V4H38ZM44 1H46L47 3H50L51 6L54 5L52 8H54L56 5H58V6H56L55 8H58L59 6L62 7V4H63L62 0H60V1L59 0H44ZM124 1L125 0H115V1H113V4H116L115 6H119V5L123 4ZM127 1L129 2V4L135 2L138 5H140V3H142L145 0H127ZM168 1L169 0H156V2H162V3H165ZM170 1H173V3H175L177 5L179 4L180 9H181V7L183 8V6H185V5H182V3H181L182 1H183V4H186L187 2L189 4L193 3V1H191V0H186L187 2L185 0H182V1L181 0H170ZM184 1H185V3H184ZM201 1H203L205 3H203V2L200 3ZM60 3H62V4L60 5ZM207 3H206V0L205 1L199 0V3L198 4L196 3L194 5L195 9H193L194 10L193 13H195V11L197 13V11L202 9V7L205 8L204 10L207 9V11H210L211 7L209 8L207 6ZM246 3H248V4H246ZM192 5L193 4H191V6ZM243 5L244 6L250 5L253 7L252 12H251L252 15L249 14L246 16L247 20L250 18L249 19L250 22H249V20L247 21L246 17H243V15H242L243 14L242 13V8H243L242 6ZM33 6H35L36 8ZM240 7H241V9H240ZM109 8H110V10H109ZM235 10H236V14H235ZM256 11H257V13H256ZM232 12H234V13H232ZM258 12H259V14H258ZM44 14L46 15L45 16L46 21H44L45 20L43 17ZM91 14H92V16H90ZM234 14L239 15L238 19L234 18ZM254 14L256 15V18H255ZM241 15L243 18L240 17ZM107 16H109V17H107ZM232 16H233V18H232ZM91 17H92V19H90ZM93 17H94V19H93ZM252 18H253V21H252ZM13 19H14V21H13ZM198 19L201 20V17ZM15 20H17L16 22H18V23H16ZM112 20H113L115 26L119 27L117 22L114 21V19H112ZM40 21H42V22L44 21L45 23L44 22L40 23ZM12 22H15V23H12ZM248 23H250V24H248ZM15 24H18V25L15 26ZM49 24H50V28H49ZM56 24H58V26H56ZM83 24H85V25H83ZM244 24H245V26H244ZM95 25H96V23H95ZM4 26H6V27H4ZM20 26H22L21 29H20ZM18 27H19V29H18ZM46 27H47V29H46ZM27 29H29V30L31 29V31H29ZM51 29L54 33L51 31ZM58 29H60V30H58ZM26 30L31 35H27ZM92 30H93V32H91ZM14 31L15 32L16 31L21 32V35H19L20 37L16 40L12 36L13 35L12 32L15 33ZM217 31H218V29H217ZM217 31H215L214 33L216 34ZM244 31L246 32L245 29H244ZM38 32H39V34H38ZM90 32H91V35H90ZM245 32H243V33L245 34ZM33 33L35 35H32ZM86 33H88L89 35L87 36ZM222 33H219V34L222 36ZM83 34L84 35L86 34V36H83ZM7 35H9L10 37ZM65 35H66V33H65ZM80 35H81V37H79ZM23 36H25L26 39ZM30 36H31V38L33 37V39L29 38ZM90 36H92V37H90ZM11 38H13L14 40ZM82 38H84V40H85L84 44H81V42H83V41H81V40H83ZM23 39H25V40H23ZM18 40H19V42H21L20 45H19ZM25 41H26V43H25ZM38 41L41 42L42 39L40 38ZM100 43H102V45ZM245 43L246 44L249 43L250 46L252 45L253 46V47L251 46L252 49L250 46H248L249 44L246 45ZM26 44H28V45H26ZM24 45H26V46H24ZM52 45H54L55 47ZM242 45H244V46H242ZM254 47L256 49L253 50ZM230 48L234 49V52H233V50L229 51V50H231ZM236 48H238V49H236ZM235 49H236V51H235ZM131 50L132 49L129 48V49H126L124 51L116 52L112 55V57L113 58H121L124 55L129 54ZM15 51H17V54L19 53L18 54V56L20 55L19 57L17 56ZM18 51H21L22 53H20ZM260 51H261V53H260ZM228 52L229 53L232 52V53L229 54ZM39 53L41 54V56L38 55ZM122 53H123V56H122ZM220 53H223L224 56H222L223 54L220 55ZM116 54H118V55H116ZM259 54L261 57L259 56ZM229 55H230V57H229ZM21 56H25L26 58L28 57V59L23 60V59H25V57L21 58ZM35 56H37V58ZM42 56H44V57L42 58ZM257 56L259 57V59ZM31 57L33 59L36 58V60L33 61V59ZM246 58L248 59V61ZM38 59L39 60L41 59L42 61H39ZM257 59H258V61H257ZM31 60H32V62H31ZM16 61H18V62H16ZM74 63H75V65H74ZM87 64H89V67H91V68L93 67V68L92 69L91 68H85L84 69V67H86V66L88 67ZM74 66L75 67L77 66L78 68H76L74 70V68H75ZM67 68H70V69L67 70ZM72 68H73V70H71ZM89 69L91 71L93 70V72L91 73ZM84 70H85V72H83ZM74 71H76V72H74ZM81 73H83L84 75ZM85 74L86 75L90 74L89 75V77L91 76L89 79L90 81H88V76H86ZM82 76L83 77L85 76L84 77L85 80H83L84 78ZM92 76L94 78H92ZM1 77L3 80L1 79ZM81 77L83 78L82 79L83 82L80 80ZM93 79H94V81L91 82V80H93ZM101 80H102V82H101ZM73 82H74V84H72ZM79 82H81L83 84H80ZM25 84L27 85V87H24V86H26ZM263 84H264V82L261 85H263ZM70 85H72L73 89L69 88ZM73 85H74V87H73ZM78 85H80V86H78ZM84 85H85V87H84ZM91 85H93V86L90 87ZM78 87L79 88L81 87V88L78 89ZM25 88H26V90H25ZM34 89L36 90V92ZM74 89H75V92H74ZM81 89L84 90L85 92L84 91L81 92L80 91ZM21 90H22V92H25V94L22 93ZM32 90L34 91V93H37L39 90V93H37L35 95V94H33ZM19 91H20V94H19ZM71 92H72V96H71ZM237 92H241L242 97H237L236 96ZM27 94H29V96H31V94H33V96L29 97V96H27ZM40 94H43V99H42V95H40ZM20 95L23 97L25 96V98L28 97L29 99L30 98L31 99L28 100V98H26L24 100V98L21 97ZM34 95L37 97H35ZM67 95H70V97H68ZM15 96L17 98H15ZM38 96H41V98ZM19 97H21L20 98L21 100L19 99ZM44 97H47V100ZM13 98H15V99H13ZM66 98L69 100H66ZM56 99H57V101H56ZM7 100L9 103L7 102ZM65 101H66V103H65ZM68 102H69V104H68ZM67 104H68V106H67ZM69 105L71 106L70 108L72 110V113L70 112L71 110L68 109ZM161 107H162V105H161ZM65 109H68V110H66V112H65ZM197 110H200V108H197ZM57 112L59 115L56 114ZM67 112H69V113H67ZM61 113H63V114H61ZM70 113L73 115H75V114H77V115L73 116V115H70ZM66 114H69L70 118L67 119L66 118L67 116H65ZM54 116H57V117L52 119V117H54ZM163 116H165L164 119L166 117H167L166 120L169 119V116H166L164 114L161 115V117H163ZM61 117L63 120L65 118V120H64L65 122L62 121V123H59V121L61 122V120H62V119H60ZM43 118H44V120H43ZM74 118L76 119L77 123H76ZM77 118H78V120H77ZM87 118H89V117H87ZM170 119H172V118H170ZM170 119L168 120V122L173 120V119L172 120H170ZM53 120H56V121L53 122ZM57 120H58V124H57ZM82 120L85 121V119H82ZM87 120H89V119H87ZM50 121H52V122H50ZM37 122H39V124ZM63 123H64V125H63ZM4 127H5V129H4ZM87 127H89V124ZM263 128H264V126H263ZM24 129H25V131H24ZM33 129L36 130L35 133H34ZM88 130H89L88 134L89 135L91 134L93 136V138H96L97 136H99V132L96 129L95 130L92 129V132L94 131L93 134L96 133V135L92 134L91 129H88ZM88 130H87V132H88ZM31 132H33V133H31ZM5 133L3 135H6ZM40 135H42V136H40ZM91 135H90V137H91ZM10 137H12V138H10ZM99 138H100V136H99ZM99 138L97 137V142L101 143V148H102V146L107 147L108 145L105 144L103 142V140L99 139ZM208 140H212V137H211V139L208 137ZM0 143H1L0 144V150H1L0 153L3 154L4 145L2 144V142H0ZM69 143L71 144V146ZM12 144H14V145H12ZM209 144L214 145V146L212 145L211 147L214 150L213 154L215 155V158L217 157V159H218V157H220L218 160H220L221 162L224 161L225 165H224L223 169H225V171L223 169H222L223 172L217 171V161L213 162V164H211V165H209L210 163L207 165V163H206L207 160L205 159L206 156L204 155L203 149L207 148ZM11 146L16 147V149L13 151L11 150L12 153L10 154L9 151H10ZM214 148H216V150ZM104 149H106V148H104ZM1 154H0V159L3 160ZM64 154H67V156L65 157ZM201 154H203V155H201ZM227 155H229V156H227ZM58 156H59V158H58ZM203 156H205V157H203ZM225 157H226V159H225ZM233 157L236 158V161L233 160ZM202 158H203V160H202ZM237 158H239V160ZM61 159L63 161H61ZM198 159L202 160V162L201 161L199 162ZM224 159L227 161H225ZM196 161H197V163H196ZM67 162L69 163V165ZM94 163H95V165L98 163V166L96 165V167H95ZM226 163H227V165H226ZM8 164H11V163H8ZM229 164H231V165H229ZM18 165H19V167H17ZM86 165H87V167L93 168L92 169L93 172L89 173V171H91V169L89 170L87 167H86L87 171L84 170L86 168L82 169ZM235 165L238 168V170L236 169ZM258 165H260V166L258 167ZM225 166H227V167H225ZM238 166H240V167H238ZM262 166L259 169H261V168L264 169ZM18 168H19V170H18ZM25 168H26V170H25ZM22 169H23V171H22ZM74 169H77V170H74ZM78 169H80V170L78 171ZM194 169H197V170H194ZM16 170H15V173L18 174ZM30 171H32V172H30ZM214 171L216 174L214 173ZM237 171H238V173H236ZM239 171L242 172L243 176H242V174L239 173ZM30 173H32V174H30ZM86 173H88V174H86ZM238 174H239V176L241 175L240 177L243 180L239 177V179L237 181V175ZM36 175L38 176V178ZM43 175H44V177H43ZM208 176L210 177L209 179L207 178ZM234 177L236 179H234ZM166 179H167V181H166ZM168 179L169 178L168 177L166 178V176H165L164 186L168 184L167 183V182H169ZM233 180H234V182H233ZM235 181L237 183H235ZM100 182H101V180H100ZM238 182H239V184H238ZM150 183H151V181H150ZM152 183H153V180H152ZM190 183L192 186L190 185ZM205 183H207V184H205ZM137 184H138V182L135 183V185H137ZM236 184L239 186H237ZM94 185H96V186H94ZM152 185H154V186H152ZM207 185H209L208 188H207ZM229 185H230V187H229ZM233 185H235V186L231 187ZM97 186H100V188H98ZM101 186H103V187H101ZM149 186L154 187L153 189H155L156 187L158 188L157 184H156V186H155V184H150ZM202 186H203V189L204 188L207 189L206 192H208L209 190L211 192L212 191H214V192H212V193L210 191H209L210 193L205 192L206 194L203 192V194H204L203 195L202 192H200V191H204L206 189L203 190ZM219 186H220V188H219ZM226 186H228L229 188L228 187L225 188ZM257 186H258V188H257ZM94 187L96 189H94ZM216 187H218V189ZM221 187L226 189V192L224 189L222 190ZM236 187H238V189ZM29 188L32 189L33 191L30 190ZM200 188H201V190H200ZM231 188H236L237 190L234 192V189L232 190ZM28 189H29V191H28ZM183 189L186 191H184ZM220 189L222 190V192L224 191L225 193H227V191H228L229 192V193H227L228 195L227 194L225 195L222 192H221L222 193V195H221L219 192V193H217V196L214 197L216 195L215 191L220 190ZM228 189L229 190L231 189V191H229ZM257 189L258 190L260 189V190L258 191ZM261 189H262V191H261ZM26 191H28V192H26ZM30 191H32V192H30ZM34 191H35V193H34ZM80 191H81V194L79 193ZM231 192H233V193H231ZM258 192L259 193L263 192V193L259 194ZM136 193H138V194H136ZM144 193H146V194H144ZM151 193L153 196L151 195ZM182 193H183V195H182ZM184 193H186V195H188V196L186 197V195ZM148 194L151 195V198H150V195H148ZM55 195H57L56 197H58V198H56ZM144 195H146V196L144 197ZM154 195H156V197L160 198V199H157ZM165 195L167 197H169L170 199L166 197V200H165ZM199 195H200V197H199ZM163 196H164V198H163ZM201 196H202V198H201ZM112 197L109 198L110 199L109 202H111V200L113 201ZM147 197H149V198H147ZM206 197H208V198H206ZM259 197L261 199H259ZM47 198H48V200H47ZM144 198H146V199H144ZM148 199L150 201H152L154 205H152V202L150 203ZM156 199L158 201L159 200L160 201L158 203H156V201H157ZM162 199H164V201H166V202L164 203ZM168 199H169V201H168ZM172 199H173V203L171 201ZM179 199H180V201H178ZM196 199H197V201H196ZM206 199H208V202H207L208 204L206 203V201H207ZM144 200H146L145 201L146 203L149 202L151 204L150 207L152 209L150 208V210H152V212L147 210L150 212V214L148 212L142 210L143 206L140 207L142 204L145 203ZM147 200H148V202H147ZM181 200L183 202H181ZM161 201H162V203H161ZM203 201H205V202H203ZM257 201H258V203H257ZM174 202H177L175 204H177V205L179 204V205L178 206L175 205ZM180 202H181V204H183L182 207L180 206ZM47 203H49V204H47ZM90 203L93 206L90 209L92 211L94 209L95 212L94 211L92 212L91 210H89L88 205ZM155 203H156V205H155ZM187 203H189V204H187ZM202 203H205V204H202ZM39 204H41V205H39ZM53 204L55 206V209H54ZM159 204H162V205H159ZM173 204L176 207L173 206ZM49 205H51V207ZM57 205H59V206H57ZM102 205L104 206V208ZM257 205H259V206H257ZM100 206H102V207H100ZM137 206H138V208L140 207L139 208L140 209L139 214H138L139 209L137 208V210H135ZM153 206H154V208H153ZM155 206H156V209L158 211L155 209ZM185 206H188L187 207L188 210L185 209L186 208ZM38 207H40L42 209H40ZM52 207H53V209H52ZM58 207L62 211V212L60 211L61 214L57 213V211H56V208L58 209ZM98 207H100V208H98ZM133 207H134V209H133ZM162 207H164V208L162 209ZM167 207H169V208L173 207V208H172V210L171 209L167 210L168 209ZM209 207L211 209H209ZM159 208H161V209H159ZM181 208H183V209H181ZM35 209H37V211ZM98 209H100V210H98ZM132 209L135 210L136 212L133 211ZM164 209H165L164 213H166L164 215H166V216H169V215L171 216L172 214H170V213H173L172 216L174 218L175 217L179 218V216L181 218V217L185 216L184 214H186L187 216H185V217L188 219H186L185 217L184 218L186 220L181 218L180 221L182 219L184 221L183 223L181 222L182 224L180 223V221L176 222L177 220H179L178 218L176 219V221L173 220L172 216H171L172 219L170 218V216L167 217L168 219H166V216H165L164 220H163V217H162L163 212L160 216L159 210L164 211ZM96 210H98L99 215L101 214V216H100L101 218L98 217L99 215H96V214H98V213H96ZM131 210H132V212H131ZM174 210H175V212H174ZM181 210H183L182 216L180 215V214H182ZM259 210H260V215L258 212ZM99 211H101V213ZM104 211L106 213H104ZM256 211H257V213H256ZM54 212H56V213H54ZM74 212H75L76 216L73 215ZM154 212H155V215L158 212L157 216L159 218H157V216H155L153 214ZM167 212H168V214H167ZM79 213H80V215H79ZM120 213L121 214L124 213V214L121 215ZM187 213H189V214H187ZM192 213L193 214L195 213L193 215V216H195L194 220L192 218V215H191V218L189 217L190 214H192ZM32 214H34V215H32ZM77 214L79 216H77ZM89 214H92V215H89ZM104 214L105 215L107 214L106 217L104 216L106 220L104 219V217H102ZM111 214H113L114 217L111 216ZM116 214L118 217L116 216ZM119 214H120V216H119ZM148 214H149V217L147 216ZM151 214H153V215H151ZM197 214H200L201 216L200 215L198 216ZM86 215L90 216V219H86V221H85V218H88V216L86 217ZM109 216H110V218H108ZM135 216H138L139 220ZM152 216H154V217H152ZM207 216H209V217L207 218ZM77 217H81L82 219H84V222L81 218H77ZM95 217H96V220H94ZM115 217H116V219H115ZM143 217H145L146 219ZM147 217H148V219H147ZM31 218H33V219H31ZM76 218H77V220H76ZM142 218H143V220H142ZM154 218H156L157 220H155ZM135 219L137 221H135ZM149 219H150V221H149ZM100 220L105 221L104 225L109 224V228L107 229L108 225H106V226L101 227V229H100V225L102 226L103 222L99 223L100 224V225L98 224L99 226L96 225L97 223L95 222V221L100 222ZM80 221L83 222V224H81ZM88 221H89V223H92L93 225L92 224L89 225V223H87ZM140 221L141 222L144 221V223H146V224L149 223L148 224L149 226L147 227L146 224H144V223L142 224ZM161 221H163V222H161ZM164 221H165V223H167V222L168 223L165 224ZM170 221H172V222H170ZM187 221H188V223H187ZM199 221L203 225H200ZM137 222H140V223L137 224ZM169 222L171 223V225ZM204 222L206 225L204 224ZM150 223H151V225H150ZM85 224L89 225L90 227L92 226V227L90 228L89 226H86ZM140 224L142 225V227ZM94 225H96V227ZM110 225H111V227H110ZM114 225H117V226L115 227ZM138 225L140 226V228ZM259 225L262 227H259ZM93 226L95 228H93ZM136 226H138V228H136V230H135ZM143 226H145L147 228H143ZM177 226H180V228H178ZM188 226H190V227H188ZM31 227H33V225H30L29 232L33 231ZM81 227H83V228H81ZM84 227H86L87 229ZM167 227H169V228H167ZM174 227L177 228V229H175L176 232L174 230ZM163 228H165L166 230ZM84 229H86V230L84 232H82ZM138 229H140V230L138 231ZM145 229H147V230H145ZM96 230H94V232ZM148 230H150V231H148ZM154 230H155V232H154ZM159 230L160 231L162 230L161 232H163V234L158 232ZM171 230L174 231L176 234H174V232H172ZM177 230H179V232ZM151 232H153V233H151ZM177 232H178V234H177ZM41 233H43L42 234L43 236H46V233H47V237H49V241H46V242L49 243L48 244L49 247L46 245L47 244L46 242H45L46 244L44 243L46 246H43V244H42L43 242L41 240L42 239ZM75 233H76V235H75ZM83 233H84V235H83L84 238H82ZM89 233H90V236H89ZM85 234H88L87 236H89V239H90L89 242L85 241V240H88L87 239L88 237L85 236ZM120 234H121V231H120ZM145 234H147V235H145ZM164 234L167 236H165ZM147 236H148V238H147ZM156 236H159L158 239L156 238ZM161 236H163L162 239L165 241H162L161 239L159 240V238H161ZM171 236H173V237H171ZM40 237H41V239H40ZM143 237L145 239H148L150 242L151 241L154 242V244L152 242H151L152 244L150 243L151 246L154 247L158 244V247L160 246V248H158L157 246L155 247L157 249L150 247L149 242L147 240V242H148L147 245L150 247L149 248L147 245H145L147 242ZM39 239H40V242H42V243L39 242ZM50 239H51V241H50ZM82 239H85V240H83L85 243H82L83 242V241H81ZM151 239H153V240H151ZM169 239H173V241L169 240ZM178 239H179V241H177ZM141 241H145V242H141ZM171 241H172V243H170ZM180 241H181V243H180ZM133 242H134V244H133ZM159 242H161V243H159ZM87 243L91 244L92 246L90 245L91 247L87 248L86 246H89V244H87ZM80 244H81V247H80ZM84 244H86V245H84ZM139 244H143V245H139ZM170 244H172L174 246L176 244V247H174L175 250H173L174 249L173 247H170L171 246ZM190 244H193V246L196 245V247L193 249V246L192 247L189 246V247H187V250H186V245H190ZM77 245H79V249L81 252L78 251V247H76ZM133 245H135V246H133ZM198 245H200V246L204 245V247L206 248V249L204 248L205 249L204 252H203V250L200 251V249H203L202 247L200 248V246H199V249H198ZM50 246L52 249L50 248ZM141 247H143V248L141 249ZM83 248H84V250L85 249L86 250L85 251L82 250ZM91 248H93L92 251H89V249L91 250ZM132 248H135V249L132 250ZM144 248L146 249L145 250L146 252L143 251ZM148 248H149V250H148ZM189 248L192 250H190ZM74 250H75V252H74ZM99 251H102V250H99ZM142 251L145 252L146 254L143 253ZM148 251H149V255L147 254ZM136 252H139V253H136ZM164 252H165V254H163ZM84 253L85 254L87 253L88 255L85 256ZM208 253H209V255H208ZM76 254L78 256H81V257L78 258L76 256ZM83 254L85 257L83 256ZM10 255H12L11 251L6 252V254H4L3 258L4 257L7 258L8 256L11 257ZM116 255H119V253ZM147 255L149 256V258ZM166 256H167V258H166ZM75 257H77L81 261H79ZM139 257H140L141 261L138 260ZM3 258L1 260H4ZM74 258L79 262L78 263H77V261L72 262L74 260ZM152 258L154 259V261ZM148 259H151V260H148ZM160 260H162V262H160ZM163 260H165V262H163ZM116 263L119 264L121 262H119V263L116 262Z\"/></svg>","mask_w":264,"mask_h":264}]
</instances>
